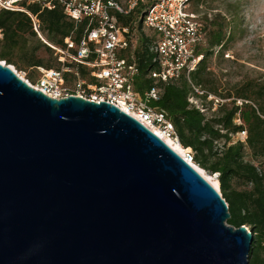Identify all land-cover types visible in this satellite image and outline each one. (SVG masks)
I'll use <instances>...</instances> for the list:
<instances>
[{
  "label": "water",
  "instance_id": "water-1",
  "mask_svg": "<svg viewBox=\"0 0 264 264\" xmlns=\"http://www.w3.org/2000/svg\"><path fill=\"white\" fill-rule=\"evenodd\" d=\"M229 216L138 120L0 61V264H249L253 234Z\"/></svg>",
  "mask_w": 264,
  "mask_h": 264
},
{
  "label": "trees",
  "instance_id": "trees-1",
  "mask_svg": "<svg viewBox=\"0 0 264 264\" xmlns=\"http://www.w3.org/2000/svg\"><path fill=\"white\" fill-rule=\"evenodd\" d=\"M26 9L38 20L42 38L60 48L65 46L67 36L78 41L87 24L85 19L75 24L58 5L47 9L31 3ZM116 18L123 26L133 27L134 21L141 26L138 8L129 15L116 13ZM204 21L207 46L200 47L202 58L188 76L183 73L174 82H162L151 76L157 69L155 56L149 50L153 38L141 33L132 50L139 69L133 85L140 94L158 88V97L149 101L150 106L164 111L174 126L177 144L191 150L192 162L216 176L221 196L228 205L230 216L226 222L251 230L248 262L264 264V77L243 82L233 93L218 92L209 78L207 58L223 51L232 37L224 18L204 17ZM0 28L3 32L0 61L17 70H27L29 79L37 67L60 68L59 53L38 37L26 12L0 8ZM129 55L128 50L121 54ZM75 67L87 82H94L85 65ZM209 96L223 100L215 104L210 116L207 112L214 101ZM190 97L199 98L204 111L190 102ZM241 131H245L244 140L233 141L232 135Z\"/></svg>",
  "mask_w": 264,
  "mask_h": 264
},
{
  "label": "built area",
  "instance_id": "built-area-1",
  "mask_svg": "<svg viewBox=\"0 0 264 264\" xmlns=\"http://www.w3.org/2000/svg\"><path fill=\"white\" fill-rule=\"evenodd\" d=\"M188 1L125 0L120 4L118 0H0V8L26 12L40 39L59 53L58 69L37 67L38 75L33 80L26 73H17L32 88L56 99L71 94L106 101L138 120L164 142L167 139L178 142L174 126L164 111L149 104L158 97V88L153 87L143 94L134 89L133 81L139 69L132 53L135 47L131 46L133 27L121 25L116 13L129 15L139 5L144 6L138 20L153 38L149 50L155 56L157 69L151 76L162 82H174L181 74L188 76L196 68L202 58L200 47L206 40L204 17L190 10ZM31 3L47 9L58 5L75 24L85 19L87 24L82 36L78 41L71 36L65 37L63 48L50 44L42 38L38 20L26 9ZM2 36L0 28V39ZM127 50L130 55L121 56ZM78 64L86 66L94 82L89 83L80 76L75 67ZM209 98H213L214 104L223 101L213 96ZM188 100L204 111L193 97ZM240 134L245 135V131ZM183 151L182 157L193 163L191 150L183 148ZM246 229L249 231L247 226Z\"/></svg>",
  "mask_w": 264,
  "mask_h": 264
},
{
  "label": "rangeland",
  "instance_id": "rangeland-1",
  "mask_svg": "<svg viewBox=\"0 0 264 264\" xmlns=\"http://www.w3.org/2000/svg\"><path fill=\"white\" fill-rule=\"evenodd\" d=\"M118 1L120 4H124L125 0ZM188 4L189 9L199 13L202 18H224L227 29L229 27L232 38L226 42L227 47L223 51L214 52L207 58L209 78L215 84L218 92L233 93L236 87L243 82L255 77H264V0H189ZM143 9L144 6L139 5V16ZM210 27L211 25H209ZM141 33L147 36L151 34L146 28L138 27L135 22L131 31V46H136ZM204 45L206 47L207 43ZM15 70L21 75L26 73L27 76V72H25L27 70ZM31 75V80H33L38 74L34 71L31 72ZM216 97L219 99V96ZM193 99L197 104L202 103L199 98L193 97ZM205 102L209 106L208 99ZM214 109L215 104H212L207 115L210 116ZM244 138V134L232 135L233 141H243ZM208 175L211 179L216 178L213 175Z\"/></svg>",
  "mask_w": 264,
  "mask_h": 264
},
{
  "label": "bare ground",
  "instance_id": "bare-ground-1",
  "mask_svg": "<svg viewBox=\"0 0 264 264\" xmlns=\"http://www.w3.org/2000/svg\"><path fill=\"white\" fill-rule=\"evenodd\" d=\"M166 142H167V144L171 147V148H173L177 153H179L181 156H183L184 155V151H183V149H182V147L181 146H179L177 143L178 142H176V141H172V140H170V139H167L166 140ZM199 172H200V174L207 180V181H209L215 188H217L218 189V181H217V179L216 178H210V176L203 170V169H201V168H199L197 165H194L193 163H191ZM216 177V176H215Z\"/></svg>",
  "mask_w": 264,
  "mask_h": 264
}]
</instances>
